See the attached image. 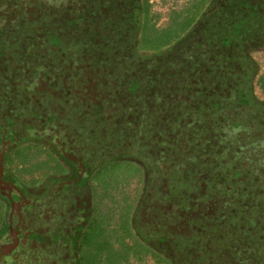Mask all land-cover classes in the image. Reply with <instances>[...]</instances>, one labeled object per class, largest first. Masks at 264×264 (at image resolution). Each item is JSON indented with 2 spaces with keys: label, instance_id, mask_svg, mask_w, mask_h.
Listing matches in <instances>:
<instances>
[{
  "label": "rangeland",
  "instance_id": "obj_1",
  "mask_svg": "<svg viewBox=\"0 0 264 264\" xmlns=\"http://www.w3.org/2000/svg\"><path fill=\"white\" fill-rule=\"evenodd\" d=\"M241 1L216 0L183 39L153 53L144 45V0H83L80 7L54 8L55 21L32 20V27L17 18L19 13L0 11V147L8 155L13 148L32 143L35 150L45 148L64 157L60 162L67 173L64 185L75 183L90 199L72 197V207L80 208V213L85 210L87 219L93 217L103 229L99 263H264V163L255 164L254 155L242 157L246 146L264 151V19L246 28L242 19L249 20L250 15ZM150 2L160 16L157 24L163 26L171 10L187 0ZM96 29L102 32L82 37L84 30ZM77 45L80 48L66 55ZM96 79L100 109L84 99L82 107L68 112L59 94L67 98L78 85V93L88 98L94 89L84 85ZM47 84L50 90L42 88ZM174 98L178 101L173 104ZM42 129L48 130L46 137ZM146 142L153 149L152 158L175 167H184L182 150L196 155L200 172L207 176L202 183L216 186L223 202L231 206L197 229L192 244L144 250L137 224L135 232L128 221L150 186L147 209L160 190L175 193L163 185L159 173L154 176L164 164H150ZM51 167L43 168L32 182L13 181L23 191L48 180L60 185L61 169ZM4 168L6 178L8 172L18 171L19 164ZM146 172L150 181L144 183ZM194 186L176 193L188 198ZM67 205L54 196L38 207L59 214ZM82 222L83 217L77 225ZM8 223H1L2 231ZM71 237L65 234L62 245H70ZM246 249L254 253L240 252ZM144 251L160 255L161 262L144 256ZM71 261L78 264L74 253Z\"/></svg>",
  "mask_w": 264,
  "mask_h": 264
},
{
  "label": "flooded vegetation",
  "instance_id": "obj_2",
  "mask_svg": "<svg viewBox=\"0 0 264 264\" xmlns=\"http://www.w3.org/2000/svg\"><path fill=\"white\" fill-rule=\"evenodd\" d=\"M82 1L83 0H0V11H2V14H6L9 11H11L10 13L17 12L19 13L17 18L22 20V23L26 24L27 27H32L35 23H33L32 20L37 21L38 24H46L48 22L55 21L53 19V15L54 13L58 14V11H55L54 8L65 5H75L76 7H80V3ZM240 4L241 8H244L245 14L248 12L250 15L249 20L245 18V20L242 21L247 25L246 28H250L251 25H254L257 22L261 23L263 21L264 12L261 16V11H264V1L259 3L243 0ZM260 6L262 7L260 8ZM58 16H63L64 18L65 15L59 14ZM257 26L260 27V24H257ZM100 31L101 30L96 29V31L88 33L87 30H84L82 37L84 36L85 38L86 34H97ZM262 36L264 38L263 33ZM77 48L80 47L77 45L75 48H71L66 55L69 54L70 51H74ZM116 79H118V77H115L113 81L114 85H116ZM98 82L99 79H96L90 84L84 85L89 88V90L91 88L94 89L93 94L89 95L88 98L86 95L78 93L80 90L78 85L74 86L73 95L65 98L62 94H59L60 96H58V98H62V101L65 102L66 110L70 113L73 112L75 108H79V106L82 107L84 99L91 100L90 104L94 103L98 105V108L100 109L101 103L95 101L100 88V84ZM103 83L106 84V81L103 80ZM191 83L194 85L196 80H192ZM42 88L50 90L48 84ZM70 99L71 102H68ZM176 101H178L177 98L170 100L173 104ZM47 131L48 130L42 129L41 134L46 137ZM119 131L124 130L120 129ZM140 132L144 133V127H141ZM124 133L127 132L124 131ZM150 138L151 137H149V140ZM149 145L146 142L147 148ZM3 152L4 149L0 147V164L2 169L0 175V194L5 196L8 201V196L10 198H12V195L15 196H13V199L9 201V207L6 212L5 226L8 223L9 218L10 224L8 223V226L4 231H0V264H77L76 261H71L74 249L72 247L69 248L66 245H61L57 236L60 235L63 237L66 234L67 237L71 235L73 237L77 231H80L84 225L89 223V220L87 219L89 217L86 216V211L84 210L83 213H80V208L76 211L75 205L72 207V203L70 201L72 197H76L78 199L79 196H82L90 201L86 190H82V188L71 182L64 185L66 178H63L59 183L61 188L60 185H58V182L55 184L51 183L47 186L48 190L44 194L41 193L40 190L23 191L20 188H17L16 183L9 176L4 178L5 163L3 159ZM146 152V158L150 159V164L164 162L152 158V148H148ZM158 168L159 167H157V169ZM157 169H155V177L158 173ZM78 170L79 173L82 172L81 174L83 175V168L80 170L78 167ZM201 173L205 175V178L207 177L204 172ZM161 178L162 177H160V179ZM161 181H164V179ZM199 181L201 182L200 192L197 193V196H193L192 198H185L184 195L179 196L175 193H173L174 196H172V193L166 192V190H160L159 192L155 191V193H158H156L158 197L154 198V203L147 209L146 204L148 199H151L150 196L153 191L150 190L143 195L136 212L133 216H131L132 218H129L128 221H131L133 230V224H137V232L136 230L134 231L138 236L143 238L145 249L152 250L155 248L160 249L162 247H170V245L192 244L196 240V234H198L196 233L197 229L204 225L207 226L213 221L215 216L223 215L222 212L225 209L223 207L220 208L218 204H221L224 197H222V200L217 198L215 199L214 196L216 194L214 195V193H211L208 186H203L204 183H202V180ZM54 196L62 199L63 201H67L68 205L62 208V212L54 214L52 209L40 211L38 206L41 204L44 205L47 200ZM162 200H167V204H162ZM145 209H147V211H145ZM86 210L88 211L89 208L86 207ZM70 214L75 217L74 223L69 222V218L72 217ZM63 215L67 218V224H63L62 222V219H64ZM82 217L83 222L81 226H78L77 224L80 225L79 222ZM67 230L69 233H67ZM126 240L127 238L125 237V241ZM47 248H49V250H47ZM253 251L246 249L240 252H245V254L251 255L254 253ZM149 256L152 257L155 262H161L156 258H160V255L156 256L154 254L152 256L149 254ZM240 263L255 264L250 260Z\"/></svg>",
  "mask_w": 264,
  "mask_h": 264
},
{
  "label": "trees",
  "instance_id": "obj_3",
  "mask_svg": "<svg viewBox=\"0 0 264 264\" xmlns=\"http://www.w3.org/2000/svg\"><path fill=\"white\" fill-rule=\"evenodd\" d=\"M215 1L216 0H187V3L181 8L171 10L166 24L163 26H159L157 24L160 18L159 14L152 10L150 0H144V45L146 46V49L149 51V53L161 52L166 49L168 45L170 46L171 43L183 39L182 35L187 33L188 30L194 28V26L200 21L201 17L204 16L209 7H211ZM146 19L149 20L147 21V23H145ZM244 20L245 18L242 19V21ZM142 34L143 28L141 30V35ZM226 39L229 41V37H227ZM30 145H32V143L22 145V147L20 146L18 148L15 147V149L13 148V150L10 151L8 155L6 154L7 152L4 149L3 159L8 168L9 166H12L13 163L14 165L19 164V169L16 173L8 172V176L12 180L13 178H19V180H23L22 182L24 183L32 182L36 180L37 174L40 173L43 168H50V164H52L53 168H58L59 170L61 169L60 173L57 174L59 178L63 179L64 177H66L67 173L62 172L64 169L62 170V166H60V162H65L62 155H60L59 153L54 154L53 152L49 153L45 148L35 150ZM246 148L247 151L242 157H246V159L248 160V156L254 155V158H252V160L255 161V164L264 163V151H256V148L252 146H246ZM182 151L183 153L181 158L184 159H182L180 163H182L183 165L181 166L184 167H175L174 164H165V162H163L164 165L160 166L157 172L160 173L162 178H164L163 185L170 187L172 192H182V190L184 189L183 187L185 186L188 188V190H190V188L195 185L194 192H192V195L188 197L192 198L193 196H197V193L200 192L201 182L199 180L205 179V175L200 172L202 166L197 161V156L192 154V152H188V149H184ZM235 153H238L239 156L242 155V153H239L238 151H236ZM40 154H43V157L39 158ZM19 160L22 161L19 162ZM52 161H54V163H52ZM197 162L199 163V165L196 164ZM144 176V180H146L144 181V183L150 181L147 172L144 174ZM50 184L51 182H49L48 180L46 182L44 181L42 183L36 184L33 187L27 186L25 188L26 190H40L41 193L44 194L48 190L47 186ZM204 185L207 184L204 183L203 186ZM208 187L209 190H211V193H214V195L216 194L214 196L215 199L217 198L222 200L223 194L221 192V194L219 193L220 190H218L216 186H212L211 184H209ZM150 189L151 186L147 191H144V194L150 191ZM177 195L182 196V194ZM87 196L89 198L88 193ZM0 197L2 198L0 199V231H2L3 228L1 227V223H6V212L9 207V201L5 196L1 194ZM236 199L238 200L237 196ZM102 203L103 201L101 202V204ZM218 206L220 208L223 207L228 211L231 208V206L228 205L226 201L223 202V200L221 201V204H218ZM89 207L91 209V205ZM102 232L103 229L96 226L95 220L92 217L87 225H84L80 231H77L73 235V237H71L70 245L67 244L66 246L70 248L72 247L74 249V253L76 254L78 259V264L99 263L96 255L98 254V252H104L102 246ZM57 237L58 241L62 245L63 237L60 235ZM100 237L102 238L100 239ZM98 241L100 246H98L97 249L95 245ZM149 254L152 255L151 253L144 251V256ZM156 258L161 261V258ZM99 264L102 263L100 262Z\"/></svg>",
  "mask_w": 264,
  "mask_h": 264
},
{
  "label": "water",
  "instance_id": "obj_4",
  "mask_svg": "<svg viewBox=\"0 0 264 264\" xmlns=\"http://www.w3.org/2000/svg\"><path fill=\"white\" fill-rule=\"evenodd\" d=\"M2 169H1V164H0V175H1Z\"/></svg>",
  "mask_w": 264,
  "mask_h": 264
}]
</instances>
